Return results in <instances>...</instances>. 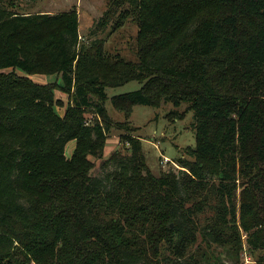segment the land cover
Segmentation results:
<instances>
[{"label":"trees","instance_id":"16d2710c","mask_svg":"<svg viewBox=\"0 0 264 264\" xmlns=\"http://www.w3.org/2000/svg\"><path fill=\"white\" fill-rule=\"evenodd\" d=\"M38 1L0 0V264H243L245 248L262 252L264 0H113L139 12L137 62L83 43L76 11L30 13ZM132 81L141 89L114 108L187 104L196 147L156 177L141 139H126L96 177L90 157L127 128L106 90ZM58 90L72 99L63 116Z\"/></svg>","mask_w":264,"mask_h":264},{"label":"rangeland","instance_id":"374dc122","mask_svg":"<svg viewBox=\"0 0 264 264\" xmlns=\"http://www.w3.org/2000/svg\"><path fill=\"white\" fill-rule=\"evenodd\" d=\"M112 1L39 0L27 8L25 7L27 3L22 6L30 13H48L51 15L76 11L80 21V40L83 43L89 45L94 42H101L108 55L137 62V37L140 30L137 16L139 12L131 8L129 4L118 8L112 6ZM110 8L116 11V15L111 22L102 25L100 19ZM33 79L39 84L57 81L55 76H33ZM141 87L139 82L132 81L120 87L107 88L108 99L105 104L107 112L115 123L126 124L127 128L123 131L116 128L111 130L104 156L101 157L103 159L98 160L90 157V160L95 163L94 176L101 178L113 172V165L105 167L103 163L117 151L127 154L130 144L126 139H141L146 163L156 177L172 167L181 169L174 162L183 158L188 148L196 147V132L193 126L195 122L194 113L187 111V104H182L178 109L174 108L172 104L164 105L161 108L136 105L132 108L133 112L129 118L114 108L113 97L138 91ZM56 97L60 102L57 110L63 116L67 106L71 104V95L58 90ZM86 116L89 122L93 120V113H88ZM75 147L76 142H70L66 148L67 158H71ZM164 159H167L169 163L163 162ZM241 191L242 188H239L236 200L238 208L241 204ZM259 206V213L264 215V203ZM232 230L235 229L232 228ZM239 230L242 232L240 227ZM245 250L246 252L242 255L243 264H256L257 258L261 255L264 256V250L253 255L246 248Z\"/></svg>","mask_w":264,"mask_h":264},{"label":"built area","instance_id":"2783aa9c","mask_svg":"<svg viewBox=\"0 0 264 264\" xmlns=\"http://www.w3.org/2000/svg\"><path fill=\"white\" fill-rule=\"evenodd\" d=\"M163 162H165V163H169L167 159H164V161H163ZM247 262H248V261H247ZM248 263H249V262H248Z\"/></svg>","mask_w":264,"mask_h":264},{"label":"crops","instance_id":"0c3cea01","mask_svg":"<svg viewBox=\"0 0 264 264\" xmlns=\"http://www.w3.org/2000/svg\"><path fill=\"white\" fill-rule=\"evenodd\" d=\"M31 78L33 79V77H31ZM33 80H34V79H33ZM44 84H47V83L45 82ZM44 84H43V85H44Z\"/></svg>","mask_w":264,"mask_h":264}]
</instances>
